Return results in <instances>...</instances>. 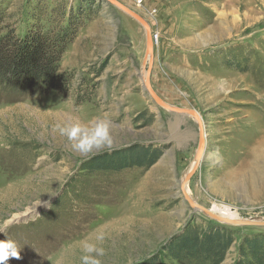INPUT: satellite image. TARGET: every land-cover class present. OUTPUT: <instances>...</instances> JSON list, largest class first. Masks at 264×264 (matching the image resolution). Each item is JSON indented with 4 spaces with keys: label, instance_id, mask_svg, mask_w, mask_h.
I'll use <instances>...</instances> for the list:
<instances>
[{
    "label": "rangeland",
    "instance_id": "1",
    "mask_svg": "<svg viewBox=\"0 0 264 264\" xmlns=\"http://www.w3.org/2000/svg\"><path fill=\"white\" fill-rule=\"evenodd\" d=\"M85 1L0 0L2 30L19 37L36 18L56 28L70 8L81 21L57 66L68 76L64 94L0 87V241L15 242L20 256L6 264H81L80 242L97 231L105 235L102 264L153 256L178 264L163 246L184 228L211 226L231 234L222 264H234L241 240L264 228L215 222L183 200L197 125L144 91V29L103 0ZM116 1L151 29L152 90L201 118L204 154L185 187L190 199L207 210L229 208L236 220L264 221V162L253 161L264 144V0ZM69 119L88 127L109 121L112 147L76 151L57 127ZM147 146L160 152L150 167L112 173L87 164ZM243 175L246 192H228L227 180Z\"/></svg>",
    "mask_w": 264,
    "mask_h": 264
},
{
    "label": "trees",
    "instance_id": "2",
    "mask_svg": "<svg viewBox=\"0 0 264 264\" xmlns=\"http://www.w3.org/2000/svg\"><path fill=\"white\" fill-rule=\"evenodd\" d=\"M73 14L70 8L65 21L54 23L56 28L37 23L36 18L21 37L14 30L4 32L0 21V87L5 92L23 94L38 86L44 87V91L66 92L68 76L59 74L57 66L81 26L78 16ZM159 154L151 146L135 147L128 153L98 157L87 164L98 166L100 171L118 173L131 167H150ZM145 159L147 164L142 163ZM231 237L228 231L216 226L201 231L184 228L162 251L178 264H222L233 241ZM238 248L234 264H264V233L242 239ZM158 261L153 256L146 264H159Z\"/></svg>",
    "mask_w": 264,
    "mask_h": 264
},
{
    "label": "clouds",
    "instance_id": "3",
    "mask_svg": "<svg viewBox=\"0 0 264 264\" xmlns=\"http://www.w3.org/2000/svg\"><path fill=\"white\" fill-rule=\"evenodd\" d=\"M59 132L74 141L73 148L81 154H90L94 150L112 147V138L109 128L110 122L104 119L97 120L91 127L84 126L79 121L69 119L63 126L57 125ZM10 221H6L7 227ZM105 240L103 231H97L92 238H86L80 242L81 264H102L100 257L105 254V249L100 246ZM9 258L19 259V250L15 242L11 240L0 241V264H6Z\"/></svg>",
    "mask_w": 264,
    "mask_h": 264
},
{
    "label": "water",
    "instance_id": "4",
    "mask_svg": "<svg viewBox=\"0 0 264 264\" xmlns=\"http://www.w3.org/2000/svg\"><path fill=\"white\" fill-rule=\"evenodd\" d=\"M103 1H105V3H108L112 6H114L115 8H117L118 10H120L122 13H124L125 15L130 17L132 20H134L136 23H138L144 29V32H145V57H144L145 60L144 61H146L148 57H149V61H148V67L144 72V75L146 73L147 77L144 79V82H143L144 87L143 88L146 90L145 92L148 95V97L152 100V102L155 105L162 108L163 110L168 111V112L173 113V114L180 115V116L190 117L195 121V123L197 125V129H198L197 137L198 138H197V148H196V152H195V156H194V164H193L192 168L190 169V171L185 176V178H184V180L180 186V194H181L183 200L188 204V206L192 209V211L201 212L204 215H206L209 219H211L215 222H219V223H223V224H227V225H231V226L264 228V221H240V220H235V219H226V218L214 215L212 212H210V210H207V209L195 204L188 197L186 190H185V185L188 183V181L191 179V177L196 173V171L199 167L200 161L202 159L201 157L204 153L205 139H204V128L202 125L201 118L198 115V113H196L193 110L181 109V108H176V107H172V106L167 105L150 88L149 77H150V72H151L152 62H153V42H152L151 29H150L148 23L143 18H141L139 15H137L133 11L129 10L128 8H126L125 6H123L122 4L117 2L116 0H103Z\"/></svg>",
    "mask_w": 264,
    "mask_h": 264
},
{
    "label": "bare ground",
    "instance_id": "5",
    "mask_svg": "<svg viewBox=\"0 0 264 264\" xmlns=\"http://www.w3.org/2000/svg\"><path fill=\"white\" fill-rule=\"evenodd\" d=\"M148 61H149V57L146 60V64L148 65ZM147 77L146 73L144 75L143 78V82L144 79ZM144 87V86H143ZM151 88V86H150ZM152 89V88H151ZM144 91H146L144 89ZM155 93V92H154ZM156 94V93H155ZM203 125V124H202ZM204 154V153H203ZM203 157V155H202ZM201 157V158H202ZM254 163L255 164H262L264 162V144H258V149L255 151L254 154ZM187 175V174H186ZM244 175L240 178V179H234V178H230L229 180H227L226 185V189L228 192H237L239 194H244L246 192V188H245V184H244ZM186 187V185H185ZM186 190V189H185ZM187 193V192H186ZM188 195V194H187ZM189 197V196H188ZM190 198V197H189ZM193 202V201H192ZM210 212H212L214 215L226 218V219H235V215L233 214V212H231V210L229 208H214L212 210H210ZM206 216V215H205Z\"/></svg>",
    "mask_w": 264,
    "mask_h": 264
},
{
    "label": "built area",
    "instance_id": "6",
    "mask_svg": "<svg viewBox=\"0 0 264 264\" xmlns=\"http://www.w3.org/2000/svg\"><path fill=\"white\" fill-rule=\"evenodd\" d=\"M138 3H141V1H140V2H138Z\"/></svg>",
    "mask_w": 264,
    "mask_h": 264
}]
</instances>
